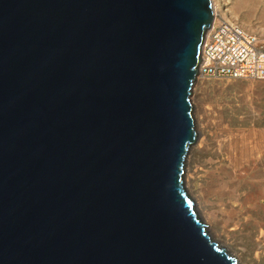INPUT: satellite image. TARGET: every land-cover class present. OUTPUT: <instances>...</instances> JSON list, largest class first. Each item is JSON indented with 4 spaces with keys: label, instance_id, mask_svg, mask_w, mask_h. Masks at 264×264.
I'll list each match as a JSON object with an SVG mask.
<instances>
[{
    "label": "water",
    "instance_id": "95a60500",
    "mask_svg": "<svg viewBox=\"0 0 264 264\" xmlns=\"http://www.w3.org/2000/svg\"><path fill=\"white\" fill-rule=\"evenodd\" d=\"M210 0H0V264H237L184 182Z\"/></svg>",
    "mask_w": 264,
    "mask_h": 264
},
{
    "label": "bare ground",
    "instance_id": "6f19581e",
    "mask_svg": "<svg viewBox=\"0 0 264 264\" xmlns=\"http://www.w3.org/2000/svg\"><path fill=\"white\" fill-rule=\"evenodd\" d=\"M210 2L216 18L215 0ZM237 5L253 10L258 5L264 7V0H239ZM196 84L205 85L201 80ZM195 102L198 139L185 160L187 194L214 243L229 250L236 262L245 263L246 249L242 246L237 249V245L229 241L238 236L248 243V252H255L254 264H264L259 262L257 255L264 247V131L232 134L223 124L219 109L205 107L198 100ZM215 132L217 139L212 142L210 137ZM209 142L214 143L216 156L224 153L226 162L216 161L208 166L209 170L202 171L198 161ZM251 162L256 167L252 173L253 183L245 187L241 171Z\"/></svg>",
    "mask_w": 264,
    "mask_h": 264
},
{
    "label": "rangeland",
    "instance_id": "374dc122",
    "mask_svg": "<svg viewBox=\"0 0 264 264\" xmlns=\"http://www.w3.org/2000/svg\"><path fill=\"white\" fill-rule=\"evenodd\" d=\"M211 3V2H210ZM239 0H215V14L218 20L235 21L244 27L250 33L264 37V7L258 5L255 9L250 10L245 7L238 6ZM212 6V4H211ZM213 15L214 9L212 7ZM200 81V80H199ZM198 82V81H197ZM195 84L192 87L190 102L193 107V117L195 121V104L196 100L205 107H210L221 111L223 116V124L228 128L232 134L242 132L247 135L251 131H264V82L263 81H230V82H207L202 81L204 86ZM201 83V82H200ZM199 83V84H200ZM204 96L202 98L199 96ZM196 129V122H195ZM197 131V129H196ZM216 132L211 134L210 141L217 139ZM212 142L208 143L206 151L200 154L198 161L199 168L202 171H207L208 166L218 161L220 164L226 162V156L221 153L219 156L214 154ZM190 157V156H189ZM255 164L251 162L250 165L244 167L241 171L244 179V185L253 183V174L255 171ZM185 182V181H184ZM186 189V186H185ZM199 217V216H198ZM200 219V217H199ZM209 234V231L206 230ZM210 235V234H209ZM211 236V235H210ZM230 243L236 244L237 249L241 246L246 250L245 263L238 264H254L255 252H248L250 249L248 243L238 236L230 238ZM219 246V244H218ZM227 250L224 246H219ZM227 252L233 255L229 250ZM259 262L264 263V247L259 250ZM234 256V255H233ZM250 261L252 263H250Z\"/></svg>",
    "mask_w": 264,
    "mask_h": 264
},
{
    "label": "built area",
    "instance_id": "2783aa9c",
    "mask_svg": "<svg viewBox=\"0 0 264 264\" xmlns=\"http://www.w3.org/2000/svg\"><path fill=\"white\" fill-rule=\"evenodd\" d=\"M216 19L204 37L196 81L264 82V37L235 21Z\"/></svg>",
    "mask_w": 264,
    "mask_h": 264
}]
</instances>
